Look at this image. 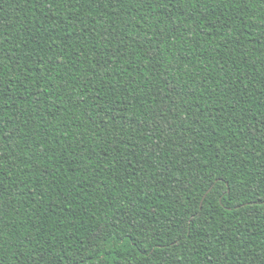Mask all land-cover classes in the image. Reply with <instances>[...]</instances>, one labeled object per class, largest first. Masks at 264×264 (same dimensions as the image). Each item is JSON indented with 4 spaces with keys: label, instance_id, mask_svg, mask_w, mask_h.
I'll return each mask as SVG.
<instances>
[{
    "label": "trees",
    "instance_id": "trees-1",
    "mask_svg": "<svg viewBox=\"0 0 264 264\" xmlns=\"http://www.w3.org/2000/svg\"><path fill=\"white\" fill-rule=\"evenodd\" d=\"M210 2L215 9L201 8L203 16L197 14L196 20L202 25L216 21L217 28L227 22L225 31L240 37L228 47L214 32L197 33L194 22L183 17L185 9L193 14L192 5L176 0H124L115 6L95 0L77 5L79 13L66 3L34 9L24 0H0V20L11 25L19 48L13 55L24 57L22 64L36 68L40 59L63 60L50 66L51 78L59 77L57 88L36 84L50 93L38 106L43 116L29 103L17 118L30 81L11 85L18 102L9 99L12 93L3 98L8 103L0 115L6 121H39L35 128L21 127L27 135L19 156L3 149L8 159L0 168V221L13 264H58L61 259L67 264H209V256H219V264H253V257L264 258V191H249L246 203H228L231 197L221 198L222 203L214 198L215 190L179 192L192 169L209 162L225 183L264 173V134L256 127L264 122V44L259 43L264 0ZM172 19L180 32L169 33ZM161 31L164 36L154 41L161 55L152 59L136 41ZM5 65L7 73L12 64L5 60ZM13 71L19 75L22 69ZM32 75L38 80L39 69ZM9 79L5 75L4 84ZM157 121H171L174 127L167 130V123L158 126ZM30 136L36 137L33 150L41 148L39 155L46 157L36 162L50 173L43 183V173L28 162ZM113 214L147 222L152 231L121 224L119 235L98 244L97 226ZM192 216L198 223L185 235L181 229ZM173 220L177 225L161 235Z\"/></svg>",
    "mask_w": 264,
    "mask_h": 264
},
{
    "label": "snow or ice",
    "instance_id": "snow-or-ice-1",
    "mask_svg": "<svg viewBox=\"0 0 264 264\" xmlns=\"http://www.w3.org/2000/svg\"><path fill=\"white\" fill-rule=\"evenodd\" d=\"M86 2H95V0H24V3L32 4L33 8L35 9L36 4H58V3H66L68 4L69 8H75L76 11L79 13L80 8L77 7V5H81ZM110 2L115 6L118 4H121L124 2V0H110ZM154 0H148L149 4H152ZM169 3H172V0H168ZM177 3H183V4H189L192 5L194 12L192 15L188 14V10L185 9L183 13V17L187 20L193 21V27L197 31V33L203 31L208 35H212L213 32L220 36L223 40L222 47H228L229 45H232L234 41L239 40V36H233V34L230 31H225V29H228L229 25L227 22H221L219 28L216 27V21H213L210 24L202 25L200 22L196 20V16L201 15L203 16V13L199 10L201 8L207 7L209 11H213L216 7L215 3H211L210 0H176ZM224 0H220V3H223ZM243 2V0H241ZM170 15V14H169ZM53 19H56L55 15L52 17ZM47 19V18H46ZM67 19V17H65ZM59 23V21H58ZM161 27H164L161 22H158ZM171 24L173 25L172 28H169V33L172 31L180 32V26L177 24L175 19L171 20ZM53 28H56V25H53ZM82 31H86L82 29ZM30 34V33H29ZM243 34V32L241 33ZM144 35L147 37L148 33L145 32ZM249 35H252L249 33ZM68 36L71 38V33H68ZM164 36V32L161 31L155 36H152L148 39H145L143 41H136V43L143 44L146 48L147 52H150L152 54V59H157L161 52L159 49L155 47L154 41L159 40L161 37ZM16 39V36H13L11 34V25L8 23H4L2 20H0V101H3L0 103V112H2L3 107L5 104L8 103V101H4V97L8 95L9 93H12L11 85H16L18 88L21 87V85L24 84L25 81L31 82V88H25L24 91L27 93L28 99L25 101V107L22 108L17 113V118L23 117L25 115V111L27 109L28 104L30 103L31 107L36 110V115L43 116V110L39 109V105L42 103H47L48 97L50 93H47L45 91H42L40 88L36 87V84H46L48 88H57L58 85L55 83V80H58L59 77L52 79L51 78V68L50 66H54L55 64L63 63V60L56 56L55 58L49 57L48 60L45 62L43 59H40L36 63V68L39 69L40 77L39 79L33 78V73L36 72V68H30L26 65V63L22 64V60H24V57L20 55H13V53H18L19 48L13 44V41ZM202 39V37H201ZM162 42V41H161ZM252 43H257V40L255 37H253ZM259 43L264 44V39H261ZM55 47H60V44L56 41L53 42ZM9 45L12 47L10 48ZM26 47V44H25ZM51 45L49 49L43 50V51H50ZM242 54L245 56L247 55L246 52H244L243 48L239 49ZM115 53H113V56ZM111 59V57L105 58L104 63L102 64V68L107 67V60ZM5 60H8L11 62L12 67H8L7 73L5 72ZM13 68H21L22 71L19 75H17L16 72L13 71ZM47 69V71H46ZM7 75L10 77L8 84H4V76ZM64 81L60 80L59 88L62 91L64 87ZM261 95H264V92L261 93ZM9 99L12 102H18L20 97H18L16 94L12 93V95L9 97ZM60 99L63 100L64 97L61 95ZM87 101H81V103H86ZM171 102V99L169 97V103ZM68 103H71V98H69ZM17 107H20L19 104H17ZM59 111V109H57ZM169 109H165L164 111H168ZM64 111H67V106L65 105ZM31 115V114H29ZM49 115H55V113H49ZM39 123L38 120L35 119V117L25 118L21 121V123H17L16 120L9 119L5 120L2 115H0V168L3 167V162L8 159V157L5 155L3 149L7 148L11 153H13L16 156H19V151L17 149L19 148V143L23 142L24 135H27L26 133L21 134V127H29L35 128L37 124ZM158 126H163L165 123H167V130H170L174 127L171 121H157L156 122ZM186 123V121H185ZM11 125V127H10ZM243 127V125H241ZM257 128L261 129V133L264 134V122L261 123V125H257ZM190 131V129H189ZM179 135V133H177ZM252 135L255 136L256 132L255 130L252 132ZM35 136H30L29 141L26 144V147L28 149V152L31 153L28 156V162L30 165L35 164L36 165V172L38 175H40V181L43 183V180L50 175V173H47L46 168H40L39 165L36 163L39 160H43L46 157L39 155L41 148H36L33 150L32 148V141L35 140ZM219 157H217V160ZM75 163V161H73ZM222 164V162H221ZM215 165L213 162H209L208 165L204 167H200L197 165L194 169H192L191 174L187 176V183L186 185H182L179 188V192L181 193H187L189 191L194 190L195 192H200L202 189L205 191L209 190H215L216 196L215 199H220L221 202L223 201L221 198L223 197H231L230 200H228V203H232L233 201L238 203H246V201L243 199L245 195L248 194L249 191H251L253 194H258L262 191H264V173H259L256 176H252L249 178L247 182L244 180H241L239 183H225L223 181V174L221 176H216V171L213 170ZM227 170V169H226ZM180 171H183V169H180ZM4 175L3 172H0V176ZM233 179H236V177H233ZM221 185L220 188H217V185ZM3 181H0V204L4 202L3 197ZM35 195V193H33ZM206 198V197H205ZM262 201H264V197H260ZM253 214H255L256 209L253 207L252 209ZM199 211V209H197ZM0 212H2V209H0ZM127 213H124V216L127 217ZM189 220L191 223L185 224L184 227L181 229V231L188 235L193 227L194 224L198 223L196 218L194 216L189 217ZM124 224L126 227H130L132 229H144L146 231H152L148 227V223L145 222L144 224L139 223H133L132 221L128 219H120L115 214H113V219L111 221L105 220L102 222L101 225H98V231L94 237V239L97 240V243L99 244L101 241L107 242L114 234L119 235L120 234V225ZM177 225L176 220H173L170 225H168L163 232H161V235L166 233L171 228L175 227ZM3 226L2 221H0V264H13L12 261L9 260L8 255L5 253V245L3 242ZM141 235H143V232H141ZM177 240L179 241L180 238L177 237ZM211 243V240L209 241V244ZM139 247V246H137ZM209 251H211V248L209 247ZM215 255V254H213ZM225 257L228 256V253H224ZM251 255V253H250ZM245 258L241 256V260H244ZM219 256L216 257L215 260L212 259L211 256L208 257L209 264H219ZM49 264H52L50 261ZM58 264H67V262L63 259H61ZM233 264H236V262H233ZM253 264H264V258H256L253 257Z\"/></svg>",
    "mask_w": 264,
    "mask_h": 264
},
{
    "label": "water",
    "instance_id": "water-1",
    "mask_svg": "<svg viewBox=\"0 0 264 264\" xmlns=\"http://www.w3.org/2000/svg\"><path fill=\"white\" fill-rule=\"evenodd\" d=\"M210 191H211V190H209V192H208V193H210Z\"/></svg>",
    "mask_w": 264,
    "mask_h": 264
}]
</instances>
